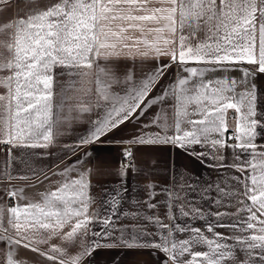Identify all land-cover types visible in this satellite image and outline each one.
<instances>
[{"label": "snow or ice", "instance_id": "obj_1", "mask_svg": "<svg viewBox=\"0 0 264 264\" xmlns=\"http://www.w3.org/2000/svg\"><path fill=\"white\" fill-rule=\"evenodd\" d=\"M10 3L11 0H0V11ZM157 4L160 6H154ZM3 29H14V41L4 45L11 57L0 61V72L8 73L0 77V86L6 89L0 94V144L47 147L56 122L52 97L57 72L81 78L95 73L98 97L95 106L103 109V115L81 137L80 144L99 141L136 118L138 109L142 114L152 104L172 98L176 116L173 135L167 134L165 123L158 125L164 130L163 136L160 133L141 135L134 142L173 144L186 151L192 145H208L213 149L210 158L217 162L212 167L238 173L224 180V186L215 184L216 211L205 212L194 206L185 210L184 204L176 205L180 216L205 221L209 236L201 228L175 222L164 224L158 216L141 217L136 211H121L117 215L126 187L112 196L107 209L111 215L101 218L98 213L89 214V207L94 203L86 194L90 178L86 179V173L80 172L78 178L67 179V174L76 169L75 166L65 169V182L45 194L42 204L9 208L8 224L14 235H9L8 228L3 226L0 209V241L9 247L5 264H19L14 259L12 246L20 245L58 264H86V258L100 247L153 249L163 254L159 264H264V151L257 152L255 143L257 129H264V113L257 110L256 86L247 87L250 75L264 74V0H49L38 11L3 25ZM199 33H203L202 38ZM149 35L152 40L148 39ZM193 39L197 40L195 44ZM136 55L141 59L168 56L188 75L177 77L161 95L148 99L171 64L159 65L139 82L130 73L121 79L114 62ZM98 59L108 67H100ZM189 62H195L198 67H187ZM242 62L252 65L253 70H243L239 81L227 76L204 79L206 73L228 72ZM193 78L196 83H192ZM238 84L245 85V90L236 92ZM113 85H126L124 94L112 92ZM229 109L237 114L235 135L230 137L235 141L233 144L223 139ZM193 116L200 118H190ZM184 124L190 127L184 129ZM213 134L218 138L213 139ZM224 148L232 149L229 164L223 163L225 157L220 154ZM192 154L209 155L194 149ZM126 155L130 156L131 152ZM12 179L7 171L0 173V182ZM148 187L153 189L154 185ZM165 192V207L171 213L173 200L179 201L181 197L178 192L167 189ZM16 195L15 190L9 191V196ZM155 195L154 191L148 192L149 209L157 207L151 202ZM132 203L138 205L139 201ZM220 208L231 210L220 211ZM121 217L143 218L154 224L157 232H148L146 227L138 225L117 227L116 221ZM94 220L102 224V230L90 233L89 225ZM129 227L130 239L125 235ZM218 228L230 229V233L226 235L217 231ZM40 230L46 235L41 234L39 239L28 234ZM185 232L189 233L186 239H177L176 233ZM114 233L119 235L110 243L102 245L96 239L111 238ZM154 235L159 237L158 241L144 239ZM53 238L79 250L72 255L66 248L54 244L48 251L37 246ZM201 246L207 251L196 250Z\"/></svg>", "mask_w": 264, "mask_h": 264}, {"label": "crops", "instance_id": "obj_2", "mask_svg": "<svg viewBox=\"0 0 264 264\" xmlns=\"http://www.w3.org/2000/svg\"><path fill=\"white\" fill-rule=\"evenodd\" d=\"M49 0H11L10 5L0 11V61L11 57L4 46L14 41L12 33L14 29H3V25L15 21L21 17H27L35 11L41 9ZM160 6V5H154ZM187 35V29L185 30ZM139 35V33H135ZM180 35L176 33V37ZM200 38L203 33H199ZM152 40V36H148ZM196 39L192 40L195 44ZM143 46H141L142 48ZM97 63L100 67L107 68L108 65L102 59H98ZM115 65L118 67L117 75L123 79L126 74H131L135 82H139L145 78L150 72H153L161 64H171L166 70L165 75L159 80L156 87L149 93L148 99L162 94L163 89L170 84L175 83L177 77L187 76L183 71V67L176 63H172L168 56H160L155 58L150 56L147 59H141L138 55L121 57L116 60ZM187 67H198L195 62H189ZM95 69V65H94ZM249 72L253 70L252 65L240 63L228 72H209L206 73L205 80L221 79L225 76L234 78L239 81L243 77V70ZM8 75L7 72H0V77ZM107 80V77H105ZM95 73L88 77L69 76L67 72L60 75L59 71L55 76L53 84V110L56 122L53 125V135L47 147H27L0 144V173L7 171L14 179L11 181L0 182V209L3 210V226L8 228V234L14 235L13 229L8 224L9 208L23 207L28 204L43 202V196L47 193L55 191L66 180L63 175L65 169L75 166V171L67 174V179L78 178L80 172L86 173V179L90 178V187L86 189V194L94 201L89 207V214L98 213L101 218L111 215L107 209L110 207L112 196L117 190L123 187L127 188L123 192L124 200L120 202V212H139L141 217L158 216L162 223L172 225L174 222L181 226H189L193 228H201L206 235L205 221L193 219L191 216H180L176 205L182 203L185 210H190L189 206L198 207L205 212L211 210L216 211L217 207L213 201L218 194L215 191V184L221 183L229 179L232 175H238L234 170L226 168H215L211 165L217 162L210 158L213 149L208 145H192L187 151L178 145L173 144H140L136 143L135 138L141 135L148 136L153 133L164 135V130L158 125L167 124V134L173 135L175 128V109L173 107L175 101L172 98H166L162 103H155L148 107L142 114L140 109L137 110L136 118L130 122H126L118 129L102 137L99 141L80 144L81 137L86 136L93 127V122L103 115V109L97 108L98 97L96 94ZM193 78L192 83H196ZM256 86L257 94V110L264 113V74L255 73L248 77L247 87ZM126 85H113L112 92L124 94ZM245 85L238 84L236 92L245 90ZM6 92V89L0 86V94ZM143 108L144 106L141 105ZM83 108H89L90 111H82ZM191 110V109H190ZM236 113L234 109H229L226 113L225 120L227 123V131L224 133L223 139L228 144L235 141H229L227 135L235 133ZM199 119V116L190 117ZM155 121V122H154ZM147 125L148 127H145ZM184 129L190 126L182 125ZM258 135L255 143L257 144V152L264 151V129H257ZM213 139L218 138L213 134ZM42 143H44L42 141ZM196 152H205L209 155L205 157H197L192 154V150ZM128 152L134 156V166L127 168L124 159ZM220 154L224 155L223 163L232 162V149L224 148L220 150ZM80 161V163H77ZM154 185L153 189L148 186ZM192 185L193 188L188 187ZM212 186L209 188V186ZM183 186V187H181ZM165 189L179 193L181 199L173 200V209L168 213L165 207L167 195ZM208 189L207 192L204 190ZM15 190L16 196H9V191ZM154 191L155 198L151 201L157 204L154 209L147 207L148 192ZM207 197L204 199L203 197ZM119 199V197H117ZM139 201V204H133L132 201ZM250 203V202H249ZM220 211L231 210L220 208ZM177 217L175 221L171 218ZM116 217H113L115 220ZM209 220L214 219L209 217ZM117 227L121 225H138L146 227L148 232L155 233L157 228L149 221L140 219L123 218L116 221ZM65 231L68 230L66 227ZM91 232H100L102 224L98 220H94L89 225ZM219 232L226 235L230 233V229L218 228ZM131 227L125 233L126 238H131ZM31 235H36L39 239L40 235H46L44 230L39 233L29 231ZM119 233H114L111 238H99L100 243L106 244L113 241ZM189 233H176L177 239H186ZM89 239H92L91 235ZM148 240H159L158 236L145 237ZM143 242V241H141ZM66 248L69 254L74 255L79 249L70 247L60 239L53 238L47 244L37 245L41 249L48 251L51 245ZM196 250L207 251L206 247H198ZM9 251L8 245L0 241V264H5V254ZM14 259L19 264H58V261H49L46 257L40 256L33 252L30 248L23 245L12 246ZM59 256V253H53ZM163 259V254L149 248H97L91 256L86 258V264H159Z\"/></svg>", "mask_w": 264, "mask_h": 264}, {"label": "built area", "instance_id": "obj_3", "mask_svg": "<svg viewBox=\"0 0 264 264\" xmlns=\"http://www.w3.org/2000/svg\"><path fill=\"white\" fill-rule=\"evenodd\" d=\"M234 135L235 133H229L227 135V139L229 141H234V139H230V137H233ZM124 163L127 168H132L134 166V156L133 155L126 156V158L124 159Z\"/></svg>", "mask_w": 264, "mask_h": 264}]
</instances>
